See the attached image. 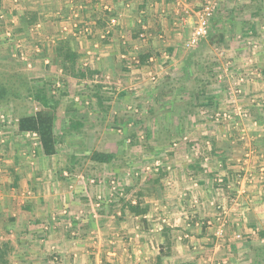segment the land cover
<instances>
[{
	"label": "crops",
	"instance_id": "obj_1",
	"mask_svg": "<svg viewBox=\"0 0 264 264\" xmlns=\"http://www.w3.org/2000/svg\"><path fill=\"white\" fill-rule=\"evenodd\" d=\"M102 1L94 5L100 15L84 21L90 35L74 42L86 40L94 50L98 48V57H105L108 68L110 62L119 64V56L130 60L145 55L146 62L121 68L142 77L154 70L165 72L158 58L179 57L178 47L192 32L193 10L200 2ZM258 1L255 8L264 7V0ZM130 10H140L136 20L146 29L142 40H132L110 24L113 19L125 27ZM259 15L246 24L254 31L248 38L252 42L264 41V12ZM121 44L131 47L122 46L118 52ZM246 54L251 55L247 66L252 61L256 66L242 70L243 76L252 78L249 73L257 72L261 78L253 76L243 88L245 98L239 99L247 118L233 126L215 125L208 116L203 118L202 129L197 123L196 130L173 132L179 140L176 146L159 145L155 155L144 152L130 166L142 169L160 159L164 170H170L142 173L134 182L126 180L122 184L127 200L98 212L93 207L95 199L99 194L109 198L105 184L115 175L99 179L74 173L57 149L46 156L40 143L32 142L33 153H23L27 146L17 141L25 132H0V248L8 247L4 264H254L264 251V179L260 174L264 166L260 157L264 155V48ZM222 86L219 102L229 95V88ZM109 153L114 160L101 167L120 172L115 170L120 154ZM129 206L144 212L135 214ZM220 208L226 210L225 215ZM218 230L223 232L221 238L216 236Z\"/></svg>",
	"mask_w": 264,
	"mask_h": 264
},
{
	"label": "rangeland",
	"instance_id": "obj_2",
	"mask_svg": "<svg viewBox=\"0 0 264 264\" xmlns=\"http://www.w3.org/2000/svg\"><path fill=\"white\" fill-rule=\"evenodd\" d=\"M97 1L0 0V73L8 76L12 72L23 74L30 86L46 88L55 110L57 155L66 158L67 169L92 178L115 175L122 183L126 180L134 182L142 175L130 178L124 172L133 169L131 164L142 158L144 152L155 155L157 146L178 143V137L173 132L193 131L197 123L200 129L203 128L200 126L204 117H208L221 102L219 98L223 90L220 88L223 86L218 82L217 75L227 62L236 76H243L242 70L256 66L253 61V65L247 66L251 55L246 53L251 51L246 42L250 31H254L246 24L249 22L251 25L255 18H260L264 7L261 4L262 9L261 6L255 8V4L260 3L258 0L257 3L253 0H200L193 11L197 12L206 1L215 4L210 36L194 48L186 46L187 37L178 47V58H158L164 73L150 71V76L143 75L146 77L143 80L141 75H129L121 69L125 65L137 66L133 57L127 60V55L123 58L119 56V64L110 62L111 67L108 68L105 57H98V48L94 50L86 40L77 44L75 37L62 34L61 27L72 12H77L83 21L97 18L100 15L94 6ZM139 12L132 13L130 10V23L125 27L114 25L132 40H142L140 34L146 32L137 23L136 19L141 17L138 18ZM27 13L35 14L34 23L29 24ZM243 22L244 25L240 24ZM37 23L40 27L32 29ZM5 31H9L11 36L7 37ZM60 39L70 40L78 55L72 70L66 71L56 57L55 44ZM255 43L258 48H264V41ZM122 46L131 47L130 44H121L118 52L123 50ZM220 49L224 52L221 57L217 54ZM136 56L140 63L147 61L145 55ZM120 60L126 62L123 64ZM28 63L30 66H27ZM36 112L52 111L27 98L0 102V132H19L16 128L19 116ZM69 119L82 122L83 127L78 132L65 131ZM18 138V144L27 146L23 153H33L32 142L39 144L38 138L32 140L21 135ZM93 151L120 154L115 170L121 171L112 170L110 173L108 168L91 162L89 156ZM136 169L139 171L141 168Z\"/></svg>",
	"mask_w": 264,
	"mask_h": 264
},
{
	"label": "built area",
	"instance_id": "obj_3",
	"mask_svg": "<svg viewBox=\"0 0 264 264\" xmlns=\"http://www.w3.org/2000/svg\"><path fill=\"white\" fill-rule=\"evenodd\" d=\"M72 10V9H71ZM105 10H109V7H105ZM215 11V4L211 3L210 1H206L205 5L201 7L197 12L194 13V25L191 34L189 35V38L186 41V46L188 48H194L198 45V43L201 40L206 39L209 36V28H210V21L213 18ZM67 21L65 24L62 25L61 27V32L62 34H65L66 36L71 35L72 37L79 38V37H84L89 35L90 33V26L84 23L83 20L78 16L77 12H72L69 15ZM115 21L112 19L110 24L111 26L115 25ZM40 27V24H34L32 26V29H38ZM5 35L7 37H10L11 34L9 31H5ZM140 37H143L141 34ZM247 46H249L250 50L252 52H256L258 50L259 45L255 42H252L251 39H247L246 42ZM87 54H90L87 52ZM217 54L221 57L223 56L224 52L223 50H218ZM20 57L23 61L24 58L22 54H20ZM168 58L167 56L165 59ZM134 64L138 65L139 60L137 57L132 58ZM227 66L225 65L223 71H221L217 75L218 82L220 84H223L228 82L226 84V88L228 89V98L224 99L222 105H219L218 108L212 110L211 114L209 115V118L212 119V123L215 125H225V124H233L238 125L241 120H245L247 118L248 112L244 110L239 102V99L243 97L244 95V90L243 88L247 83H250V79H253V76L258 77L257 72L253 74L252 72L249 73L250 77L248 76H236L235 73L233 72V67L231 68L229 65V62L226 63ZM27 66H30L28 63ZM231 69V70H230ZM230 70V71H229ZM257 75V76H256ZM259 79L260 76L258 77ZM230 80L233 82H230ZM3 118V117H2ZM25 137H29L32 139H37L38 135L35 132H25ZM185 140V138H184ZM177 143H174L173 146H176ZM260 157L264 158V155H260ZM169 171V168H166L164 170L162 161L160 159H154L152 160L151 163L144 165L142 169L139 171L136 168L133 169H128L124 172L126 177L130 178H137L138 176L142 175V173H147V174H158L159 172L163 171ZM260 174L262 175L261 180L264 179V166H261L260 168ZM92 183H95V181H92ZM103 184V182H101ZM104 185V184H103ZM105 186L108 187L110 191L109 198H106V196H103L101 194L97 195L95 202L93 204L94 210L97 212L107 208L109 205H112L116 202H121V201H126L127 200V193L125 192L123 188V184L121 181L118 180L115 176L110 177ZM222 211V214H226V210L223 208H220ZM96 215V214H95ZM79 216V215H77ZM96 217V216H94ZM225 219V216L222 217ZM79 220V218H77ZM69 227H72V224H68ZM223 235L222 230H218L216 233L217 237H220ZM214 264H221V262H216Z\"/></svg>",
	"mask_w": 264,
	"mask_h": 264
},
{
	"label": "trees",
	"instance_id": "obj_4",
	"mask_svg": "<svg viewBox=\"0 0 264 264\" xmlns=\"http://www.w3.org/2000/svg\"><path fill=\"white\" fill-rule=\"evenodd\" d=\"M26 18L29 24L34 23V21L36 20L35 14L33 13H27ZM103 24L104 20L100 19L98 21V25L102 26ZM55 49L56 57L61 62L62 67L66 71L75 68L78 55L74 51L70 40H58L55 44ZM186 63L189 64V62ZM9 74L11 75L8 76L0 73V102L17 101L27 98L34 101L37 105H40L44 109H50L52 111L51 113L36 112L33 115L29 114L19 116L16 125L19 132H35L38 135L40 146L46 156L55 154L57 143L56 136L54 134L55 110L53 108L54 106H52L53 104L50 101V96L46 88L44 86H30V82L23 74H15L14 72ZM82 127V122L69 119L68 127L65 128V131L78 132ZM114 158L115 156L111 153H103L98 151H93L89 156V160L91 162L100 165L109 164L114 160ZM129 210L135 214L144 212V209H140L138 206H129ZM7 251V245H3L0 248V264L5 263ZM263 255L264 251H261L258 254L257 260L254 264H263Z\"/></svg>",
	"mask_w": 264,
	"mask_h": 264
}]
</instances>
